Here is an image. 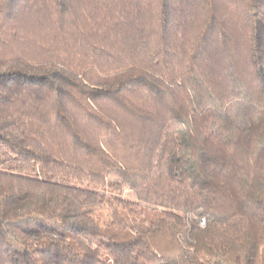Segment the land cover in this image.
Wrapping results in <instances>:
<instances>
[{
    "label": "trees",
    "instance_id": "1",
    "mask_svg": "<svg viewBox=\"0 0 264 264\" xmlns=\"http://www.w3.org/2000/svg\"><path fill=\"white\" fill-rule=\"evenodd\" d=\"M0 264H264V0H0Z\"/></svg>",
    "mask_w": 264,
    "mask_h": 264
}]
</instances>
